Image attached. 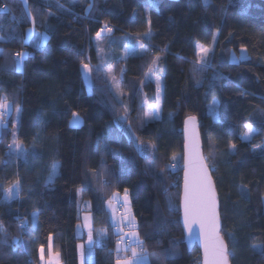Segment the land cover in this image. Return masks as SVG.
I'll list each match as a JSON object with an SVG mask.
<instances>
[{
    "label": "trees",
    "instance_id": "1",
    "mask_svg": "<svg viewBox=\"0 0 264 264\" xmlns=\"http://www.w3.org/2000/svg\"><path fill=\"white\" fill-rule=\"evenodd\" d=\"M3 7L0 95L12 112L0 129V236L7 238L0 243V264H37L49 237L61 264H78L77 246L86 237L76 232L82 200L89 204L84 211L94 241L85 264H114V241L122 232L110 225L105 204L125 189L148 264H200L179 222L186 116L198 123L230 264H264V0H209L207 6L202 0H0ZM103 24L110 35L145 47L112 61L125 107L92 67L93 38ZM30 27L47 34L45 47L24 42ZM214 34L205 67L196 62L193 45L209 46ZM18 52L26 54L19 71ZM157 56L160 115L144 121L145 105L155 100V84L144 77ZM83 64L91 69L89 86ZM212 100L215 116L208 111ZM15 112L14 139L26 160L7 149ZM74 112L82 120L77 128L68 126ZM246 124L255 131L242 140ZM146 142L153 143L152 156ZM137 144L144 145L143 154ZM17 181L20 195L6 202L5 190Z\"/></svg>",
    "mask_w": 264,
    "mask_h": 264
},
{
    "label": "snow or ice",
    "instance_id": "2",
    "mask_svg": "<svg viewBox=\"0 0 264 264\" xmlns=\"http://www.w3.org/2000/svg\"><path fill=\"white\" fill-rule=\"evenodd\" d=\"M209 0H202V3L207 6ZM151 6H155V4H151ZM86 9V11L90 10ZM7 11V9H4ZM111 28L105 26V28L101 29L100 32H97V37H100L101 33L104 31L111 32ZM150 35V33L146 34ZM42 40L41 43L37 44V48L45 47L48 36L46 33L41 34ZM33 37V31L29 30L28 39L24 42L27 43L28 40H31ZM143 47V45H141ZM210 49L207 47H203L202 45H197V63L202 66L208 65V53ZM25 53H16V56L19 58L16 61L17 70H21V61L24 58ZM158 59V58H157ZM241 59H244L243 57ZM156 61L154 60L153 63ZM238 62V61H237ZM82 68L85 73V78L87 79V73L91 71L88 64H83ZM157 89L159 92V84L157 85ZM10 106L0 100V108L8 109ZM155 110L151 113L145 112V116L149 119H154L158 117V106H154ZM7 115V112L0 113V127L3 125V118ZM72 126H79L81 124V120L77 113H73ZM126 119V116L120 117V120ZM195 117H190L188 121H186V142H185V165H184V192L182 198V207L184 213V224L185 228L191 233L197 236L200 240V243L204 249V264H228V258L230 253H228L225 242L223 238L220 236V222L219 217L216 210V193L212 185L211 178L208 174L207 167L204 165L202 158L198 155L196 151L197 143L194 138H190L188 135L187 124L190 122H194ZM119 126V121L117 122ZM15 127V125H14ZM247 129V132L244 133L243 138L250 137L254 134V129L251 124H246L244 126ZM15 136V133H13ZM137 150L144 153V145L137 144ZM233 147H235L233 145ZM9 155L15 156L17 159H27V152L20 148V145L13 141L12 145H9ZM175 159V157H173ZM57 165L54 163L52 166V173L50 174V181L52 177L55 175ZM20 184L17 181L14 186L5 190V201H11L16 199L20 195ZM242 196H246V193L241 192ZM114 197L118 196V193H113ZM124 205L128 204V190H124L123 196ZM108 205L112 207V200L108 201ZM38 213H33V221L35 223V217ZM85 227L89 228L88 233V247L85 249V245H78L80 250V259L81 264H85V256L87 253V258L90 261L93 255V235L90 225L88 224L89 217L85 216ZM25 222H21V227L24 226ZM193 224L199 225V233L195 234L192 229ZM129 226L134 227L132 220H129ZM126 237L131 240L133 243L140 245L142 242L139 240V236L136 232H131L126 234ZM103 239V235L101 236ZM125 239V236L121 237V240L117 242V252L120 251V243ZM192 239V236H190ZM0 243H7L6 236H0ZM126 250V249H125ZM44 250L41 248V260H44ZM46 264H60L59 262V253L53 255L52 251V241L51 237H49V247H48V260ZM117 264H148L147 258L144 255L143 247L139 248V252L136 248H132L131 258L118 259Z\"/></svg>",
    "mask_w": 264,
    "mask_h": 264
},
{
    "label": "rangeland",
    "instance_id": "3",
    "mask_svg": "<svg viewBox=\"0 0 264 264\" xmlns=\"http://www.w3.org/2000/svg\"><path fill=\"white\" fill-rule=\"evenodd\" d=\"M21 2L23 3V5L26 4V0H21ZM29 30L33 31V37L31 40H28L27 43H30L33 46L41 43V40H42L41 34H44V33L36 32L31 27L27 28L25 30L23 40L25 41L28 39ZM148 33L149 32H147L146 34H148ZM110 34H111V32L104 31L101 33L100 37H97V35H96L93 38V48L96 52L97 62L92 64V67H93V69L97 70L100 73V75L102 76L101 78L106 82L110 92L112 93V95L116 99V101L121 103L122 106H124V101L122 100V94H121L119 86H118L119 78L116 76V73L114 71V64L112 63V61L114 58H118L119 60L124 59L129 54L134 53V52L137 54H142L145 51V49H144L145 47H144V45H143V47H141L142 43H140V41H135V40L131 41L124 36H120V35L112 36ZM146 34L141 36V38L142 39L148 38V35H146ZM215 41H216V34L213 35L211 43L209 46H203V45L202 46L209 48L210 49L209 53H210L212 48H213ZM120 42H124L123 49L121 50V54H120V44H121ZM113 43L118 44L119 49L118 48H112L111 49L110 47H113ZM197 45H201V44L194 43V45H193V51H194L196 62H197ZM113 50L115 51L116 55L114 54ZM242 57L245 58L244 50H240V52H239V58L241 59ZM160 59H161V57L157 56L151 60V63L149 65V67L145 73V77H144L145 82L146 81H153L155 84V100H154V103L152 105H145V107H146L145 112L151 113L152 111L155 110L154 106H158V117L154 118V119H149L144 114V121L156 120L159 118V115H160V101H161V91H162V87H161V83H160L161 82V75L159 74V61H160ZM236 59H238V58H236L235 56L230 57L231 61H236ZM154 60L156 61L155 63H153ZM80 71H81V75H82V80L84 81V83L86 85L89 86L91 84L90 72L87 73V79H86L82 66L80 68ZM118 75L120 76V72L118 73ZM158 84H159V92L157 89ZM0 100H2L3 102H6L10 106V103L6 100V98L3 94L0 95ZM215 104H216V101L212 100L208 106V111L212 116H215L214 115ZM5 112H7V115H5L3 118V125H5L6 119L8 118L10 113L12 112L11 106L8 109L0 108V113H5ZM72 114L68 120V126L71 128H77L81 124L79 126H72V120H73ZM126 115H127V111H125L124 116H126ZM79 119L81 120L80 117H79ZM81 123H82V120H81ZM16 124H17V112L14 113L13 127H12L13 132H12V135L9 139V143L7 144L8 152H10L9 145H12L13 141L15 140L13 133L15 132V129L17 126ZM14 125H15V127H14ZM0 129H1V127H0ZM246 132H247V129L245 128L244 133H246ZM243 137H244V134L242 136V140H247L250 138V137H247V138H243ZM145 148H146L148 156H152L153 155V143L146 142ZM174 162L177 163L176 160H174ZM180 166H181V164H180ZM5 195H6V193H4V197H5ZM123 196H124V192L118 193L117 197H114L112 195L111 198L109 199V200H112V207L111 208L109 207L108 202L105 204V206H106V208H108L109 218H110L112 224L119 225L120 226V233L122 232L121 235H124L126 237V234L131 233V232H136V222H135V219L131 213L129 197H128V204H127V206H125L124 201H123ZM263 203H264V197H263ZM116 205H120L122 207L123 213L121 216H117L114 213V207ZM88 208H89V204L86 200H82V201H79L77 203V217L79 218V222L77 223V226H76V232L78 234L84 233L86 236L85 240L80 242L78 245H81V244L85 245V249H87V247H88V233H89V228L84 226L85 225V219H84L85 216L89 217L88 224L90 225V227L92 226L90 214L87 211L86 212L84 211ZM129 220H132L134 227L129 226ZM123 225H128L130 227V230L123 233V229H122ZM118 231L119 230L117 229V232ZM96 241H97V243H99L98 237L96 238ZM139 247H140V245H137L136 243H133L130 240V245L127 247L120 246V251L118 253L117 252V246H115L114 247V253H115V258H117V259L114 261V264H117L118 259H124V258L130 259L131 254H132V248H136L137 251L139 252ZM125 249L128 250L127 255L124 254V251H126ZM77 254H78L77 255L78 264H81L80 250H79L78 246H77ZM91 260H92V257H91ZM86 261H89L87 258V253L85 256V262Z\"/></svg>",
    "mask_w": 264,
    "mask_h": 264
},
{
    "label": "water",
    "instance_id": "4",
    "mask_svg": "<svg viewBox=\"0 0 264 264\" xmlns=\"http://www.w3.org/2000/svg\"><path fill=\"white\" fill-rule=\"evenodd\" d=\"M167 1H177V0H167ZM190 117H193V116H186L183 119L182 129H181L182 148H181V184H180V195H179V213H180L179 222H180V226H181V229H182L183 241H184L185 245L187 247H189V248H191L193 246H196V248L198 249V252H199L200 264H204V249H203V246L200 243V240L197 238V236L194 235V234H191L185 228L184 213H183V207H182V198H183V192H184V165H185V142H186L185 129H186V121H188ZM187 128H188L189 137L190 138H194L196 143H197L196 151L198 152V155L202 158L204 165L207 167L206 161H205V156H204V154L202 152L200 135H199V129H198V123H197L196 118H195L194 122H190V123L187 124ZM207 170H208V174H209V176L211 178L213 188H214L215 193H216V189H215V186H214L211 174H210V170H209L208 167H207ZM216 210H217V214H218V217H219V202H218V198H217V193H216ZM219 222H220V236L222 237V235H221V221H220V217H219ZM191 227L194 230L195 234L199 233V225L198 224H193ZM190 236H192V239H190ZM225 245H226V243H225ZM226 248H227V245H226ZM227 251H228V248H227ZM228 253H229V251H228ZM228 264H230L229 258H228Z\"/></svg>",
    "mask_w": 264,
    "mask_h": 264
},
{
    "label": "built area",
    "instance_id": "5",
    "mask_svg": "<svg viewBox=\"0 0 264 264\" xmlns=\"http://www.w3.org/2000/svg\"><path fill=\"white\" fill-rule=\"evenodd\" d=\"M5 8H6V7L1 8V9H0V12H1V13H6V11L4 10ZM6 9H7V8H6ZM106 25H107V24H103L102 27L99 29V32L101 31V29L105 28ZM107 27L110 28L109 25H107ZM20 53H23V52H20ZM14 58H15L16 61L19 59V58L16 56V53H15V55H14ZM121 212H122V210H121L120 205H116V206H115V213H116V215H121ZM129 230H130V227H129L128 225H124V226H123V232H124V233L127 232V231H129ZM122 236H124V235H122ZM122 236H121V237H122ZM121 237L117 238V239L114 241V246H117V242L121 240ZM129 245H130V240H129L127 237H125V239H124L123 241H121V243H120V246H125V247H127V246H129Z\"/></svg>",
    "mask_w": 264,
    "mask_h": 264
},
{
    "label": "crops",
    "instance_id": "6",
    "mask_svg": "<svg viewBox=\"0 0 264 264\" xmlns=\"http://www.w3.org/2000/svg\"><path fill=\"white\" fill-rule=\"evenodd\" d=\"M121 44H124V42H120ZM37 45V44H36ZM36 45L34 46L35 48H37L36 47ZM143 45V44H142ZM111 49L112 48H118L119 49V46H118V44H116V43H113V47H110ZM123 49V45L122 46H120V54H121V50ZM114 51V50H113ZM114 54H115V51H114ZM131 54H137V53H131ZM131 54H129V55H131ZM116 55V54H115ZM113 195V194H112ZM111 195V196H112ZM111 196L109 197V199L111 198ZM108 199V200H109ZM108 200H107V202H108ZM106 202V203H107ZM87 210V209H86ZM106 210H107V213H108V221H109V223H110V225L111 226H119V225H115V224H112V222H111V220H110V218H109V211H108V208H106ZM114 213H115V207H114ZM116 214V213H115ZM118 232L117 233H119L120 234V227L118 228ZM48 247H49V245H48ZM48 247L46 248V249H43L44 250V260L42 261L41 260V249H39L38 250V253H37V256H38V263L37 264H46V262H47V260H48ZM53 255H55L54 253H53ZM60 262V261H59ZM61 264V263H60Z\"/></svg>",
    "mask_w": 264,
    "mask_h": 264
},
{
    "label": "bare ground",
    "instance_id": "7",
    "mask_svg": "<svg viewBox=\"0 0 264 264\" xmlns=\"http://www.w3.org/2000/svg\"><path fill=\"white\" fill-rule=\"evenodd\" d=\"M102 27V26H101Z\"/></svg>",
    "mask_w": 264,
    "mask_h": 264
}]
</instances>
